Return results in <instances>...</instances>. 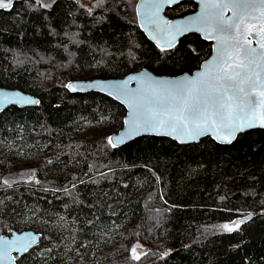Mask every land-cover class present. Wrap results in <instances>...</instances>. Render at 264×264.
<instances>
[{
	"label": "trees",
	"instance_id": "16d2710c",
	"mask_svg": "<svg viewBox=\"0 0 264 264\" xmlns=\"http://www.w3.org/2000/svg\"><path fill=\"white\" fill-rule=\"evenodd\" d=\"M89 1L91 8L72 0L44 8L13 0L0 10V87L38 99L0 111V235L40 234L17 264H264L262 130L229 145L145 136L112 148L123 106L66 89L71 80L141 69L192 72L211 45L188 34L161 52L140 30L131 0ZM195 9L184 1L165 14ZM20 150L28 159H17ZM13 168L32 169L33 178L3 184ZM250 214L234 232L207 231ZM137 244L147 253L138 261L130 254Z\"/></svg>",
	"mask_w": 264,
	"mask_h": 264
},
{
	"label": "snow or ice",
	"instance_id": "6c2138e0",
	"mask_svg": "<svg viewBox=\"0 0 264 264\" xmlns=\"http://www.w3.org/2000/svg\"><path fill=\"white\" fill-rule=\"evenodd\" d=\"M177 3L179 0H148L150 11L145 14L146 22L164 38V44L157 40V47L166 52L176 46L178 36L199 32L204 39L215 40V55L193 78L153 81L147 78V73L140 78L129 77L130 80L139 79L144 86L124 101L130 109V119L125 121L128 132L116 141L108 138L113 148L126 138L149 130L181 141L211 134L222 143H231L237 133L249 128H264V0H200V13L187 23L165 22L162 25L161 8ZM13 6V0H0V10L10 11ZM41 7L50 5L41 4ZM228 10L232 11V17L226 19ZM254 34L260 36L259 52L249 42ZM127 83L119 87L123 89ZM67 87L75 91L73 85ZM16 103L38 101L4 94L0 96V111ZM3 184L11 187L7 180ZM241 223L243 221L225 223L220 228L231 233L238 230ZM33 242L34 238L0 239V264L13 259L11 251H27ZM138 249H141L138 244L131 248L132 260L138 261L142 255H147Z\"/></svg>",
	"mask_w": 264,
	"mask_h": 264
},
{
	"label": "water",
	"instance_id": "95a60500",
	"mask_svg": "<svg viewBox=\"0 0 264 264\" xmlns=\"http://www.w3.org/2000/svg\"><path fill=\"white\" fill-rule=\"evenodd\" d=\"M184 1H192L193 3L196 4V9L195 11L185 14L181 17H176V18H172L169 19L166 15H165V10L167 8L173 7L181 2ZM179 3L177 4H172V5H168L165 4L160 12H159V20L160 23L163 25L165 22H171L173 25L176 24H185L188 21H190L193 17L197 16L200 11H201V4H200V0H179ZM148 5V0H137L136 4H135V14L137 17V21H138V26L140 28V30L144 33V35L146 36V38L156 47H157V40H159V42L161 44H164V38L159 36L155 31H153V26L149 25L146 22L145 19V14L148 13L150 11V8L147 6ZM138 10H139V14H138ZM232 17V11L228 10L225 12V18L229 19ZM251 23H256L255 21H252ZM256 29H253V32L255 33ZM188 34H197L198 36L201 37V39H203L204 41H206L207 43H209L211 45V53L208 56V58H206L204 61L201 62L200 66L193 70L192 72H183L181 74L178 75H157L152 73L151 71H149L148 69H141L139 71L136 72H132L129 73L123 77H119V78H107V79H100V78H90V79H78V80H71L66 84V89L70 92V93H88V92H97L100 94H103L105 96L110 97L111 99H113L115 102L119 103L120 105L123 106L124 110H125V114L123 116L122 119V127L115 133L111 134L109 137H112L114 141L119 140V138L124 135L126 136L127 132H128V127L125 125V121L129 120V107L128 105L124 102L127 98L128 95H131L133 93L136 92L137 89L141 88L144 86V84L141 83V81L139 79H129V77H143L145 73H147V78H151V80L153 81H177V80H181L184 78H193L195 77V75L199 72L203 71V65L207 62L212 60V58L215 55L214 49L216 47V42L215 40H206L203 37L202 33L199 32H186L181 36H178L176 38V45L179 42V40L188 35ZM155 37V38H154ZM260 40V36L258 35H253L249 38V42L251 44V47L256 49L258 52L260 51V47L259 44L257 43V41ZM159 49V48H158ZM173 49V48H172ZM160 50V49H159ZM171 50V49H169ZM125 81H128L127 85L125 88L121 89L119 86L123 85ZM147 82V79L145 80V83ZM73 85V87L75 88V91H73L72 89L68 88L67 85ZM88 85H95V87H88ZM111 86V87H109ZM127 95H126V94ZM4 94H8L9 96H20V97H27L33 101H38V99L28 93H24L18 89H8V88H3L0 87V96L4 95ZM38 103H31V104H24V103H16V104H8L6 105L3 110L15 106L18 107L20 109H25V108H29V107H35L37 106ZM2 110V111H3ZM255 129H260L264 132V128H260V127H255V128H249L246 129L243 132L237 133L236 138L242 134L245 133L247 131L250 130H255ZM145 136H154V137H165V138H169L172 141L184 145V144H194V143H198L200 142V140L209 137L210 139H212L214 142H216L217 144L220 145H229L231 143H233L236 138L231 142V143H222L220 141H218L217 139L214 138L213 135L208 134V135H203V136H199L197 139L195 140H184L181 141L179 139H175L173 136H168V135H157L155 134L153 131L149 130V131H142L140 132V134L135 135L133 137L130 138H126L124 140L123 143H119L117 144V146L115 148H119L131 141H133L134 139L140 138V137H145ZM108 137V138H109ZM111 146V145H110ZM112 147V146H111ZM113 148V147H112ZM253 215L250 214L246 217H243L241 219L235 220V221H243L246 222L248 221V219H250ZM234 222V221H233ZM18 238H34V242L30 244V247L28 248L27 251H16L13 250L11 251L10 255L13 258L12 260H6L4 262V264H17L16 263V256L17 257H21L24 254H26L28 251L32 250L33 248L36 247L39 238H40V234L38 232H35L33 230H21V231H16L13 230L9 235H0V239H6L8 241H14L17 240ZM140 251V250H139ZM144 251V250H142Z\"/></svg>",
	"mask_w": 264,
	"mask_h": 264
},
{
	"label": "rangeland",
	"instance_id": "374dc122",
	"mask_svg": "<svg viewBox=\"0 0 264 264\" xmlns=\"http://www.w3.org/2000/svg\"><path fill=\"white\" fill-rule=\"evenodd\" d=\"M57 1V0H41V3H38L39 6H41V4H46V5H50V7L53 5V3ZM72 1H77L80 5H83L86 8H91L92 4L90 3L89 0H72ZM132 4L135 5L136 0H131ZM36 2V0H35ZM132 5V6H133ZM50 7H44V8H50ZM92 72H88L86 73L84 76L85 78H89L91 76ZM83 76V77H84ZM104 124H100L97 128H89L88 131H100L101 129H103ZM15 154L17 155V159H28L30 151L27 150H20V152H16L14 151ZM33 170L32 169H18V168H13V171H11L8 176H6V179L8 182L12 183L18 180H31L33 178ZM225 224V223H216V224H212L207 228V231L211 232V233H220V232H224L221 228L220 225ZM136 246V245H134ZM132 246V247H134ZM141 249L138 250H146L144 248V246L140 245ZM131 254V252H130Z\"/></svg>",
	"mask_w": 264,
	"mask_h": 264
},
{
	"label": "flooded vegetation",
	"instance_id": "af4514ba",
	"mask_svg": "<svg viewBox=\"0 0 264 264\" xmlns=\"http://www.w3.org/2000/svg\"><path fill=\"white\" fill-rule=\"evenodd\" d=\"M136 2H137V0H136ZM136 2H135V4H136ZM178 5V4H177ZM176 6V5H175ZM174 7V6H173ZM171 8V7H170ZM166 11V10H165ZM134 12H135V5H134ZM136 15V14H135ZM166 15V14H165ZM179 17H181V16H179ZM169 19H172V18H176V17H168ZM138 22V21H137ZM143 250V249H142ZM139 251V250H138ZM17 263V262H16Z\"/></svg>",
	"mask_w": 264,
	"mask_h": 264
},
{
	"label": "bare ground",
	"instance_id": "6f19581e",
	"mask_svg": "<svg viewBox=\"0 0 264 264\" xmlns=\"http://www.w3.org/2000/svg\"><path fill=\"white\" fill-rule=\"evenodd\" d=\"M253 215V214H252Z\"/></svg>",
	"mask_w": 264,
	"mask_h": 264
}]
</instances>
